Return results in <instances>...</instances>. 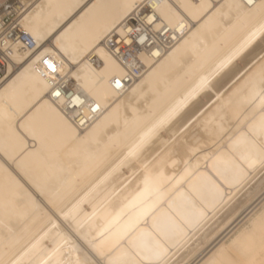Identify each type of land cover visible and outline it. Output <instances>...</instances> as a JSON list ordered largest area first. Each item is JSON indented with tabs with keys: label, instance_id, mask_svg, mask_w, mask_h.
<instances>
[{
	"label": "bare ground",
	"instance_id": "obj_1",
	"mask_svg": "<svg viewBox=\"0 0 264 264\" xmlns=\"http://www.w3.org/2000/svg\"><path fill=\"white\" fill-rule=\"evenodd\" d=\"M245 5L24 0L17 22L35 50L0 42V264L264 259L233 244L247 227L207 253L264 183L233 203L264 170V32ZM134 19L171 46L142 51L143 73L122 85L128 71L105 44ZM59 78L72 102L51 88Z\"/></svg>",
	"mask_w": 264,
	"mask_h": 264
},
{
	"label": "built area",
	"instance_id": "obj_2",
	"mask_svg": "<svg viewBox=\"0 0 264 264\" xmlns=\"http://www.w3.org/2000/svg\"><path fill=\"white\" fill-rule=\"evenodd\" d=\"M1 2L4 5V11L13 8L14 16L11 19L7 18L5 20L8 24L4 22V17L3 19L0 18L3 26L0 33V42H3L4 39L19 41L23 44L25 49L35 50L36 45L34 40L30 35L20 30L17 22L20 14L26 9L24 7V0H1ZM128 22L132 25L133 31L128 33L126 38H120L117 34H113L108 38L105 44L112 56L119 60L128 71V79L126 78L123 82L121 80L122 85H131L132 82L143 73L142 66L138 59V55L142 51H150L155 48L160 50L161 53H164L171 46L170 42L167 41L163 34L153 33L149 27L142 26V24L136 19L128 20L127 23ZM9 51L7 52L6 50H3L0 46V78L1 76H4V72L6 71L7 61L9 60ZM115 87L118 90L122 88V86L118 87L117 85H115ZM51 88L59 91L62 95H66L68 102H72L73 96L76 94L71 82L64 80L63 78H59L57 81H51ZM57 98V96H53V99ZM86 101L89 102V100ZM87 102L83 101L78 107H76V109L86 105ZM89 106H91L92 114L95 115L97 110H95V107L92 106L91 102L89 103ZM72 109L73 108L69 107V111Z\"/></svg>",
	"mask_w": 264,
	"mask_h": 264
},
{
	"label": "snow or ice",
	"instance_id": "obj_3",
	"mask_svg": "<svg viewBox=\"0 0 264 264\" xmlns=\"http://www.w3.org/2000/svg\"><path fill=\"white\" fill-rule=\"evenodd\" d=\"M93 7H96L93 5ZM238 7H247V14H251L256 10H259L262 22L259 27L260 32H264V0H260L259 4H254L253 0H246L245 6ZM48 69L51 70L52 73L56 72V65L54 63L49 62L48 60L43 61ZM117 86H119V81L116 82ZM261 84L264 85V72H262V80ZM55 95L59 97L60 93L56 92ZM256 161L254 159H248L247 164L249 167L254 165ZM261 164H264V159L260 161ZM233 244L236 246L238 251L244 252L248 255L255 254L257 248H259L261 256H264V211H262L258 216L251 220V223L247 226V228L233 241ZM163 250L160 255H163ZM246 264H255L254 261H248ZM259 264H264V259H262Z\"/></svg>",
	"mask_w": 264,
	"mask_h": 264
},
{
	"label": "rangeland",
	"instance_id": "obj_4",
	"mask_svg": "<svg viewBox=\"0 0 264 264\" xmlns=\"http://www.w3.org/2000/svg\"><path fill=\"white\" fill-rule=\"evenodd\" d=\"M2 3V2H1ZM0 3V18H2L3 19V17H4V22H5V20L7 19V18H9V19H11L14 15H13V8L12 9H9V10H7V11H4V5L3 4H1ZM4 14V15H3ZM6 23V22H5ZM6 24H8V23H6ZM4 76H1V78H0V80L3 78ZM264 179V170L258 175V177H257V179H254L253 180V182H251V184H249L248 186H247V188H245L244 189V192L242 191L239 195H238V197L233 201V203H235L237 200H238V198H239V200H240V198H241V200L240 201H242L243 199H244V196L246 195L245 193H249L248 191H250V193H252V190L254 189V188H256L257 187V185L259 186V183L257 184V182H260V180L262 181ZM253 183V184H252ZM264 184V183H263ZM261 185V187H259L260 189H258L257 191H259L260 193H258L257 191L254 193H252L251 194V200L249 201V203H247L246 205H244V209L242 208V210H239L238 212L239 213H237V215L234 217L235 219L233 220V221H235V223L232 225V226H230V228L223 234V235H221V237H219V238H217V240H215V243L208 249V251H207V253L210 251V250H212L214 247L215 248H217L220 244H222V243H224V242H227V244H229L234 238H235V236L237 235V234H235L236 233V231L237 230H242V229H244V228H246L249 224H250V222H251V220L253 219V218H255L257 215H259L263 210H264V204H262V205H260V206H258L255 210H254V208L257 206V204L261 201V198H263L264 199V185ZM252 186V187H251ZM248 187H249V189H248ZM251 187V188H250ZM254 187V188H253ZM258 193V194H257ZM244 194V195H243ZM256 195V196H254V195ZM260 194V195H259ZM243 195V196H242ZM252 195H253V197H252ZM260 197V198H259ZM254 198V199H253ZM262 199V200H263ZM232 203V204H233ZM231 204V205H232ZM256 204V205H255ZM236 205H238V203L236 204ZM226 210H224L222 213H224ZM251 211H253V212H251ZM241 212V213H240ZM222 213H220L217 217H216V219L211 223V225L222 215ZM256 213V214H255ZM245 215V216H244ZM254 215V216H253ZM242 218V219H241ZM251 219V220H250ZM233 222H231L229 225H231ZM229 225H228V227H229ZM234 226V227H233ZM236 227V228H235ZM224 231V230H223ZM222 233V232H221ZM220 235V234H219ZM228 236V237H227ZM216 239V238H215ZM217 246V247H216ZM214 248V249H215ZM207 253H205L204 254V256L207 254Z\"/></svg>",
	"mask_w": 264,
	"mask_h": 264
}]
</instances>
